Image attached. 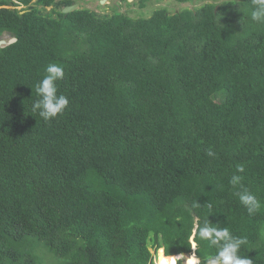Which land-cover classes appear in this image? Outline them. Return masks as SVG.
Returning a JSON list of instances; mask_svg holds the SVG:
<instances>
[{"label":"trees","instance_id":"16d2710c","mask_svg":"<svg viewBox=\"0 0 264 264\" xmlns=\"http://www.w3.org/2000/svg\"><path fill=\"white\" fill-rule=\"evenodd\" d=\"M75 2L0 0V35L16 38L0 47V264H155L159 248L191 252L193 232L205 262V223L245 237L242 254L264 264V23L252 0L147 17L62 11ZM50 63L69 103L44 121L30 105ZM234 174L261 201L255 214Z\"/></svg>","mask_w":264,"mask_h":264},{"label":"clouds","instance_id":"9594fccd","mask_svg":"<svg viewBox=\"0 0 264 264\" xmlns=\"http://www.w3.org/2000/svg\"><path fill=\"white\" fill-rule=\"evenodd\" d=\"M19 6H17L18 9ZM251 9V20L253 22L264 23V0H252ZM63 78L64 69L61 65L57 63H50L47 65L45 75L35 85L36 98L32 100L30 105L31 113L38 114L44 121H49L56 118L64 111L69 100L66 95L58 92L57 85V82ZM207 154L209 156L215 155L211 151ZM236 172L243 173V165H238ZM242 181L243 177L239 174H234L230 178V184L238 189L234 192V195L238 197L240 204L247 210L249 215L255 214L262 207L261 201L254 193L244 186ZM198 234L202 240H208L215 248L212 259L209 258L205 262H202L200 257L196 254L197 243L193 239V232L191 237L192 251L189 253L177 254L175 264H178L179 259L182 261V264H185V261H187L186 258L192 255L196 258V261L193 259V264H253L252 259L242 254V248L247 244V239L245 237L233 235L227 227H211L208 223H205L198 228ZM159 249L156 252L155 264ZM164 255L166 254L164 253Z\"/></svg>","mask_w":264,"mask_h":264},{"label":"rangeland","instance_id":"374dc122","mask_svg":"<svg viewBox=\"0 0 264 264\" xmlns=\"http://www.w3.org/2000/svg\"><path fill=\"white\" fill-rule=\"evenodd\" d=\"M218 3L223 0H195L181 2L177 0H105L103 3L99 0H76L78 6L95 10L98 13H111L117 11L130 17H147L155 8L164 7L170 13L182 8H193L201 5L203 2ZM23 6H19V9ZM11 37L7 32H3L0 38ZM178 264H182L179 259Z\"/></svg>","mask_w":264,"mask_h":264},{"label":"bare ground","instance_id":"6f19581e","mask_svg":"<svg viewBox=\"0 0 264 264\" xmlns=\"http://www.w3.org/2000/svg\"><path fill=\"white\" fill-rule=\"evenodd\" d=\"M177 259V255H164L163 249L160 248L158 251V256L156 258V264H175ZM185 264H193V259L196 258L192 255L186 258Z\"/></svg>","mask_w":264,"mask_h":264},{"label":"water","instance_id":"95a60500","mask_svg":"<svg viewBox=\"0 0 264 264\" xmlns=\"http://www.w3.org/2000/svg\"><path fill=\"white\" fill-rule=\"evenodd\" d=\"M99 1H101V3H103L105 0H99ZM128 1H131V0H128ZM76 8H78V4L77 3H73V4H71V5H66V6H64L63 8H62V11L63 12H68V11H71V10H74V9H76ZM16 40V38L15 37H9V38H4V37H1L0 38V47H3V46H5V45H7V44H10V43H12V42H14Z\"/></svg>","mask_w":264,"mask_h":264}]
</instances>
